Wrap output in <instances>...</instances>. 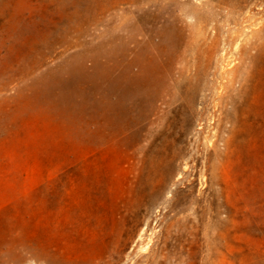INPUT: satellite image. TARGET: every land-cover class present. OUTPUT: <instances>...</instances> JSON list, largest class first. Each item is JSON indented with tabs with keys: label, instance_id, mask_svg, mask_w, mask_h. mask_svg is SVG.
<instances>
[{
	"label": "rangeland",
	"instance_id": "obj_1",
	"mask_svg": "<svg viewBox=\"0 0 264 264\" xmlns=\"http://www.w3.org/2000/svg\"><path fill=\"white\" fill-rule=\"evenodd\" d=\"M0 264H264V0H0Z\"/></svg>",
	"mask_w": 264,
	"mask_h": 264
}]
</instances>
